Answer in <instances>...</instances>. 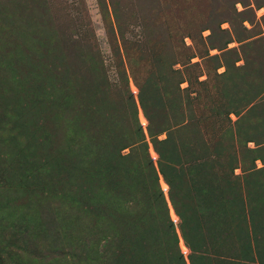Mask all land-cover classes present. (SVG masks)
Masks as SVG:
<instances>
[{"label":"rangeland","instance_id":"rangeland-1","mask_svg":"<svg viewBox=\"0 0 264 264\" xmlns=\"http://www.w3.org/2000/svg\"><path fill=\"white\" fill-rule=\"evenodd\" d=\"M154 180L167 253L264 264V0H0V264H85L77 191L156 229ZM168 180L199 205L189 243Z\"/></svg>","mask_w":264,"mask_h":264},{"label":"trees","instance_id":"trees-1","mask_svg":"<svg viewBox=\"0 0 264 264\" xmlns=\"http://www.w3.org/2000/svg\"><path fill=\"white\" fill-rule=\"evenodd\" d=\"M43 29L45 28L43 27ZM136 87L138 88V102L144 116L148 118L145 87L143 88V85ZM126 103L129 109L133 110L135 134L136 136H140L141 130L136 120L133 104L130 99ZM153 182L156 184V180ZM167 184L169 201L180 222L179 229L184 241L189 243V240H187L186 222L189 224L190 229H192V225L196 223V217L194 216L199 212V205L196 203L195 206H192L185 198L186 203L181 202V197L175 186L171 184L170 180L167 181ZM155 187L157 188V190L153 191L155 213H159V222L156 229L145 228L142 221L144 218H140L142 223L138 225L139 215H133L126 220H120V222H117V225L110 223L106 219V215L103 217L98 209L89 208L92 205L91 202L94 200L92 197L89 198L88 207L84 208V210H79L82 204H86V202L78 196V191L73 194L70 205L74 208V213L72 218H70L71 229L70 231L68 230V233L71 234L70 254L77 258L82 257L85 264H177V262L184 264L180 255L176 257V254L172 256L169 252L167 253L170 248L177 249V240L173 231V224L167 215L161 190L157 184ZM95 190H97V187ZM84 219L88 220L87 225L85 229L80 231L79 229ZM164 221L166 222L165 225L162 223ZM193 230L191 232L195 236L196 231L194 230L193 232ZM240 236L242 240H245L244 235L240 234ZM190 239L192 240V238ZM193 241L195 244L189 245V264H213V255L209 257L207 254L208 249H203L199 252L198 240L195 238Z\"/></svg>","mask_w":264,"mask_h":264}]
</instances>
